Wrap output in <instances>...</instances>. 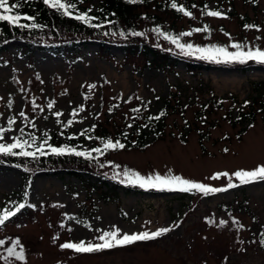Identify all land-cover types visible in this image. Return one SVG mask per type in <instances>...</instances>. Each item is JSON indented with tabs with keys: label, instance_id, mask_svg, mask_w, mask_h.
Masks as SVG:
<instances>
[{
	"label": "rangeland",
	"instance_id": "rangeland-1",
	"mask_svg": "<svg viewBox=\"0 0 264 264\" xmlns=\"http://www.w3.org/2000/svg\"><path fill=\"white\" fill-rule=\"evenodd\" d=\"M194 5L191 17L149 9L157 16L141 21L139 17L134 29L122 25L123 36L122 31L103 36L105 53L102 41L77 37L82 43L73 60L42 50L28 60L18 53L22 42L6 44V55L0 57L1 62L8 59L0 65V126H6L8 117H16L6 142L20 135L18 128L31 126L19 117L20 111L35 123L36 130L56 133L73 119V109L83 106L84 111L68 127L80 136L98 120L115 133L137 120L141 111L156 114L164 101L169 105L159 136L147 134L145 147L111 151L83 166L97 185L104 178L107 187L115 186L110 198L104 199L98 192L90 196L82 180L66 171V164L26 171L0 161V208L13 210L19 203L28 204L26 214L0 226V239L12 236L19 240L24 259H0V264H264V245L260 243L264 237V181L239 184L233 176L238 187L207 195L120 183L126 168L145 177L167 175L171 170L185 179L226 188L228 177H211L264 165V63H216L200 59L199 54L185 55L160 30L154 31L155 25H162L171 36L179 37V43L194 47L216 45L236 51L232 45L239 43L245 45L244 51L264 50V0H195ZM218 9L223 14L220 17L206 14ZM205 25V31H192ZM190 31L191 36H179ZM128 35L174 55L177 65L155 70L141 56H126ZM44 38L45 42L55 40L52 35ZM190 62L196 66L193 71ZM89 84L96 88L89 91ZM33 99L43 112L33 110ZM50 100L55 101L51 110L47 108ZM240 108L256 112L253 123L234 122ZM56 111L63 113L60 123L53 115ZM244 128L247 130L240 133ZM81 146L90 151L92 142L85 139ZM221 220L227 224L221 226ZM164 227L172 230L152 240L99 252L77 253L60 247L81 240L99 243V235L116 228L120 238L125 233H151ZM6 255L0 250V256Z\"/></svg>",
	"mask_w": 264,
	"mask_h": 264
},
{
	"label": "trees",
	"instance_id": "trees-1",
	"mask_svg": "<svg viewBox=\"0 0 264 264\" xmlns=\"http://www.w3.org/2000/svg\"><path fill=\"white\" fill-rule=\"evenodd\" d=\"M12 2H15V0H10V3ZM73 2L77 3V9L73 10L72 16L61 15L56 10L44 5L43 0H28V2L24 3L19 11L34 16L35 22L41 24L42 27L37 29H20L12 27L6 22H0V33H2V35H0V57L6 55L5 50H7V43L13 40H18L22 42V46L19 47L18 53L27 56L28 60L32 59L31 57L33 53L37 50L47 51L52 54H61L66 59L73 60L75 53L82 43L77 39V37L80 36L102 41V53H105V50H103V45L106 42L103 37L106 36L105 33H108L107 35H109L110 32H124L122 25L128 27V30L131 28L134 29L139 17L140 21L144 18L156 17L157 14L152 13L149 9L172 11L178 15L182 14V12L171 7L172 0H142V2L136 3H130L129 0H98V5L94 3V0H73ZM175 2L178 7L183 6L185 11H190L192 5L195 4V0H175ZM89 8L92 9L89 15L98 17V19L92 21V23H99L102 25L101 27L93 28L74 18L75 14L87 11ZM143 9V12L139 11ZM217 11H219V9ZM109 21L111 23H109ZM22 22L31 23L30 21ZM155 26L161 33H168L171 35V31L167 28H162V25ZM47 35L54 36L55 40L53 42H45L46 40L43 41L44 36ZM128 36L129 37L124 42L126 56H141L145 60L146 66L155 70H164L170 66L177 65L178 59L174 55L169 54L142 39L130 35ZM84 42L87 41L84 40ZM102 55L106 56V54ZM6 61H8V59L3 62L0 61V65H3ZM188 66L191 71L196 67L193 62H190ZM168 105L169 101H164V106L156 114L141 111L137 120L123 126L115 133H112L104 127L99 120L92 126L86 128L90 129V131L80 136H75L73 132L63 126V129L56 133L47 132L45 130H36L37 128H33L32 126L24 129L25 134L34 133L37 137H43L44 133L47 132L48 137H50L49 143L51 145L61 147L67 144L70 147H75L78 151H84L81 144L84 143L85 139H89L88 137L91 136L92 139L90 140L92 142V147L89 151L91 152V157H77L74 154L54 155L51 154L46 146L45 151L48 152V154L39 156L37 160H33L30 157L0 155V161L20 165L29 170L30 167H36L37 169H54L66 164V171L82 180L90 196L93 193L98 192L100 197L104 199L110 198L111 193L115 190V186L107 187L104 178L100 181L101 183L97 185V183L93 182L89 177L88 172L91 171L87 168H83V166L90 163H96L100 158L107 156L111 151L145 147L147 144V134H151L150 132H152L158 137L160 129L164 127L165 119L168 116ZM161 113H163V115H161ZM237 114V119L234 121L235 123L236 121L238 123L250 121L251 124L256 116V112H252V110L247 111L244 108L239 109ZM156 117H159V119H156ZM246 130L247 129L244 128L240 133H243ZM25 137L27 138V135H25ZM70 137L71 139H69ZM108 139H111L113 142L119 141L124 144L125 147L123 149L116 148L105 151L104 142ZM95 148H100L101 152L97 153L93 151ZM16 151L19 150L16 149ZM77 165H81V168H78ZM19 204H17L16 207ZM25 205V208L21 209L15 216L10 217L9 220L6 221V224L17 220L23 214H26L28 204L25 203ZM16 207L12 211H15ZM4 209L5 207L0 208V213H2ZM225 209H227L230 214L232 213V210L228 208ZM1 239L5 241V245L0 246V250H5L6 247L12 246L11 242L16 240L12 238V236H4Z\"/></svg>",
	"mask_w": 264,
	"mask_h": 264
},
{
	"label": "snow or ice",
	"instance_id": "snow-or-ice-1",
	"mask_svg": "<svg viewBox=\"0 0 264 264\" xmlns=\"http://www.w3.org/2000/svg\"><path fill=\"white\" fill-rule=\"evenodd\" d=\"M28 2V0H15V2L10 3V0H0V22H6L8 25L20 28V29H37L41 28L42 25L35 22V17L32 15H27L25 13H21L19 9L23 6L24 3ZM130 3L142 2V0H129ZM43 4L48 6L51 9L56 10L61 15L64 16H72L73 10L77 9V3L73 2V0H43ZM171 7L173 9H177L178 11L182 12L184 15L191 17V11H185L184 7H178L175 0H172ZM192 7H196L192 5ZM207 7V6H205ZM92 11L89 8L87 11L78 12L74 15V18L78 21H82L85 25H88L93 28H99L102 25L99 23H92V21L97 20L98 17L90 16L89 13ZM212 17H220L223 14L220 11H208L206 13ZM22 21H30L31 23H26ZM109 23H111L109 21ZM246 28L255 27L254 25H245ZM208 26L205 25L203 29L196 28L192 31L200 32L207 30ZM154 31L159 32V29H154ZM108 33H105L107 35ZM166 39H169L173 44L176 45L179 49H181L185 55L195 56L199 54L200 59H207L213 60L216 63L221 62H232L238 61L240 63H245L248 60H254L258 63H264V50L260 48H248L247 51L242 50L245 45L235 43L232 45L233 48L237 49L236 51H228L226 47H218L216 45H209L206 47L200 46H193L192 44H182L179 43V37H173L168 33H160ZM2 35V33H0ZM115 35V33H113ZM121 36L124 35L123 32L120 33ZM132 35H144V33L133 32ZM192 32H182L179 36H191ZM6 42V41H5ZM223 58V59H221ZM42 82V81H41ZM89 91L96 88L95 84L87 85ZM87 99L88 97L85 96ZM2 99V98H0ZM131 97L129 98V100ZM139 99V97H137ZM55 101H49L47 104V108L49 110L53 109ZM247 103V102H246ZM33 110L35 111L37 108L43 112L44 109L36 104L35 99L32 100ZM8 107H12L11 99L8 100ZM84 111L83 106L79 107L78 109H73L71 115L73 119L78 115L79 112ZM133 111L138 112L139 109H133ZM63 113L60 111H56L53 113L54 116L57 117V122L60 123L59 117ZM3 114L0 113V116ZM19 117L24 118L28 123L31 124L33 128L36 127L35 123H32L26 117L24 111L19 112ZM163 115V113H161ZM47 119V117H45ZM73 119H68L66 123H63L64 128H68L70 125L73 124ZM159 119V117H156ZM16 124V117H8L6 126H0V155L4 156H17V157H30L33 160H37L39 156L47 155L48 152L45 151V147L50 150L51 154L54 155H64V154H74L77 157H91V152L85 151H78L75 147H70L69 145L65 144L61 147L53 146L49 143L50 137H48L47 132L44 133L43 137H37L34 133H27L25 134L24 128H18V132L20 135L10 137L12 142H6V134L12 132L14 130V125ZM90 131V129H85L81 135H84L86 132ZM27 135V138H24ZM92 139L91 136L88 137ZM71 139V137L69 138ZM39 141V142H38ZM125 147L124 144L120 143L119 141L113 142L111 139H108L104 142V150L108 149H116L120 148L123 149ZM19 149V151H16ZM31 149V150H30ZM93 151L100 153V148H95ZM20 167V165H16ZM119 167V166H116ZM28 170L27 168L25 169ZM123 176L125 179H121L120 183H129L133 185H138L141 188L145 189H167V190H179L182 192H192L198 191L205 195L210 193H218L222 191H226L227 189L238 187V184L232 182V177L238 178L239 184H249L255 181H264V165H258L253 170H237L231 175L228 172H219L216 173L211 179H218L220 177H228L229 182L225 187H210L207 184L195 182L193 180L185 179L180 175L171 174V170L167 175H161L156 173L154 175L150 174L147 177L141 175L139 172L131 171L129 169H125L123 171ZM27 195V193L25 194ZM25 203H20L15 211L9 210L5 208L2 213H0V226L5 225L6 221L9 220L10 217H13L18 213L21 209L25 208ZM234 223H238L237 221H233ZM221 226L227 224V221L221 220L219 221ZM243 227V225H239ZM71 230V229H70ZM172 229L168 227L160 228L155 231L149 233L148 231H141L139 233L134 234H123L122 237L118 238V233L120 232L119 228H116L115 231H104L101 235L97 237L99 243H93L91 241L85 243V241L81 240L78 243L66 242L60 245L63 249H73L77 253H93L99 252L105 249H112L117 246H124L132 244L133 242L137 241H147L152 240L154 238L160 237L161 235L170 232ZM260 243L264 245V237L261 238ZM12 246L6 247L5 251L7 253L6 256H0V259L5 260L6 262L9 261L10 257H15L18 260L24 259V250L23 247L20 246L19 240H15L11 242ZM5 241L0 239V246H4ZM17 247L20 248L17 251ZM227 259V258H225Z\"/></svg>",
	"mask_w": 264,
	"mask_h": 264
}]
</instances>
